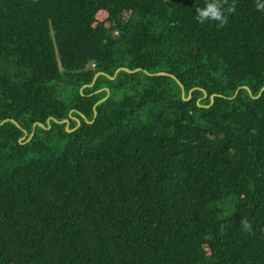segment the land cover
<instances>
[{"label":"trees","instance_id":"16d2710c","mask_svg":"<svg viewBox=\"0 0 264 264\" xmlns=\"http://www.w3.org/2000/svg\"><path fill=\"white\" fill-rule=\"evenodd\" d=\"M203 2L0 0V264H264V0Z\"/></svg>","mask_w":264,"mask_h":264},{"label":"clouds","instance_id":"9594fccd","mask_svg":"<svg viewBox=\"0 0 264 264\" xmlns=\"http://www.w3.org/2000/svg\"><path fill=\"white\" fill-rule=\"evenodd\" d=\"M226 0H204L202 6L195 7V20L200 24L216 21L221 25L225 22L226 13L235 11V5L228 4L225 8ZM258 9L264 10V4L257 5ZM25 136V135H24ZM24 138V137H23ZM245 230L249 227L247 222L242 221Z\"/></svg>","mask_w":264,"mask_h":264},{"label":"water","instance_id":"95a60500","mask_svg":"<svg viewBox=\"0 0 264 264\" xmlns=\"http://www.w3.org/2000/svg\"><path fill=\"white\" fill-rule=\"evenodd\" d=\"M139 68H137V69H134V70H129L128 68H126V67H120V68H118V69H116L115 70V72H114V75L118 72V71H120V70H123V71H126V72H134V71H136V70H138ZM98 74H103V72H97V73H95V75H94V77H93V80L95 79V77L98 75ZM156 75H164V74H168V73H165V72H162V71H159V72H156L155 73ZM113 75V76H114ZM169 75H171V74H169ZM113 76L112 77H110V78H113ZM173 78H175L173 75H171ZM176 79V78H175ZM176 81H177V83L180 85V87H181V89H182V85H181V83L176 79ZM92 84V82L89 84V85H91ZM105 90H106V95H105V97L108 95V90L105 88ZM261 90H264V86L262 87V89ZM182 94H183V90H182ZM105 97L104 98H101L100 100H98V102H100V101H102V100H104L105 99ZM188 98V97H187ZM187 98H184V99H187ZM210 98H212V96H210ZM97 102V103H98ZM95 106V105H94ZM94 116H95V112H94ZM74 118V117H73ZM6 120H9V121H12V122H14L17 126H18V124L13 120V119H10V118H7V119H4V120H2L1 121V123H3L4 121H6ZM54 120V119H53ZM66 120H68V119H63L62 120V122L64 121L65 123H66V130H68V131H71V130H73V129H75V128H72V129H68L67 128V124H68V122H66ZM75 121H76V123H77V125H79V121H78V119H76L75 118ZM39 126H43L41 123H39L38 124ZM24 135H25V133H24ZM24 135L20 138V139H23V137H24ZM30 138V136H28L27 137V139H29Z\"/></svg>","mask_w":264,"mask_h":264},{"label":"rangeland","instance_id":"374dc122","mask_svg":"<svg viewBox=\"0 0 264 264\" xmlns=\"http://www.w3.org/2000/svg\"><path fill=\"white\" fill-rule=\"evenodd\" d=\"M105 15H104V13H101V12H99L98 14H97V18L98 19H101V18H103ZM68 117L69 118H73L71 115H69L68 114ZM7 119V118H6ZM10 119H12V118H10ZM14 120V119H13ZM49 120H50V117H48L47 119H46V123L48 124V122H49ZM15 121V120H14ZM12 122V121H11ZM16 122V121H15ZM64 122V121H63ZM66 122H68V120H66ZM14 123V122H13ZM17 123V122H16ZM39 123H41V122H37L36 124H39ZM18 124V123H17ZM42 124V123H41ZM64 124H65V128H66V123L64 122ZM34 125V124H33ZM43 125V124H42Z\"/></svg>","mask_w":264,"mask_h":264}]
</instances>
